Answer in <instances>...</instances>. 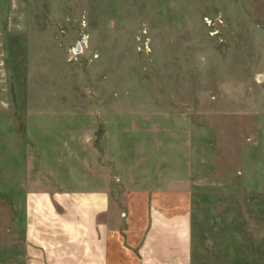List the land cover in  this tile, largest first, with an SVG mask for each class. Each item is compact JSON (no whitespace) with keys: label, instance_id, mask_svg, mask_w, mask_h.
I'll return each mask as SVG.
<instances>
[{"label":"rangeland","instance_id":"1","mask_svg":"<svg viewBox=\"0 0 264 264\" xmlns=\"http://www.w3.org/2000/svg\"><path fill=\"white\" fill-rule=\"evenodd\" d=\"M98 186L136 231L190 200L198 264H264V0H0V264L30 188Z\"/></svg>","mask_w":264,"mask_h":264},{"label":"crops","instance_id":"2","mask_svg":"<svg viewBox=\"0 0 264 264\" xmlns=\"http://www.w3.org/2000/svg\"><path fill=\"white\" fill-rule=\"evenodd\" d=\"M114 194L100 186L30 188L25 264H198L190 200L180 210L176 193L177 210L169 212L146 193L136 231L130 218H117Z\"/></svg>","mask_w":264,"mask_h":264},{"label":"water","instance_id":"3","mask_svg":"<svg viewBox=\"0 0 264 264\" xmlns=\"http://www.w3.org/2000/svg\"><path fill=\"white\" fill-rule=\"evenodd\" d=\"M81 50L80 44L77 43L76 47L73 49L74 52H79Z\"/></svg>","mask_w":264,"mask_h":264}]
</instances>
